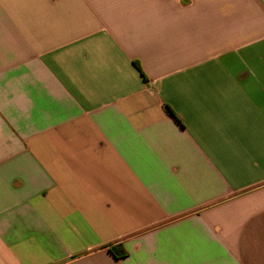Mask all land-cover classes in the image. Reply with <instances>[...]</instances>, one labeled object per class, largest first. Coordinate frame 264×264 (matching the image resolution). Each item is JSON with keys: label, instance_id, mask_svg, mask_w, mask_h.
<instances>
[{"label": "crops", "instance_id": "obj_1", "mask_svg": "<svg viewBox=\"0 0 264 264\" xmlns=\"http://www.w3.org/2000/svg\"><path fill=\"white\" fill-rule=\"evenodd\" d=\"M0 264H264V0H0Z\"/></svg>", "mask_w": 264, "mask_h": 264}, {"label": "trees", "instance_id": "obj_2", "mask_svg": "<svg viewBox=\"0 0 264 264\" xmlns=\"http://www.w3.org/2000/svg\"><path fill=\"white\" fill-rule=\"evenodd\" d=\"M113 252H115L114 254L116 256H119V257L125 256V252L122 249H120V250L119 249H114Z\"/></svg>", "mask_w": 264, "mask_h": 264}]
</instances>
